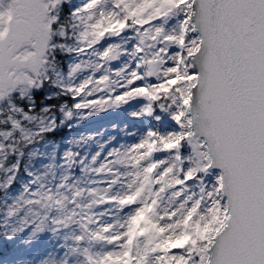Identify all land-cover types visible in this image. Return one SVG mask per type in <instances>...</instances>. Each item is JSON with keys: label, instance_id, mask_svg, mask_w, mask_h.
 I'll return each instance as SVG.
<instances>
[{"label": "snow or ice", "instance_id": "1", "mask_svg": "<svg viewBox=\"0 0 264 264\" xmlns=\"http://www.w3.org/2000/svg\"><path fill=\"white\" fill-rule=\"evenodd\" d=\"M0 264H264V0H0Z\"/></svg>", "mask_w": 264, "mask_h": 264}, {"label": "rangeland", "instance_id": "2", "mask_svg": "<svg viewBox=\"0 0 264 264\" xmlns=\"http://www.w3.org/2000/svg\"><path fill=\"white\" fill-rule=\"evenodd\" d=\"M75 2L81 3L82 0H75ZM131 110L132 108L125 106L121 109L109 110L108 112L99 113L85 121L77 122L75 120L74 125L71 127L70 133L68 134L67 138L63 140V143L59 147L50 144L43 145L39 151V155L36 157V164L29 166L26 170H31L34 168L36 171H43L44 169L41 168L42 165H49L50 163L59 165L61 163V156L66 150H69L70 148L72 150H77L75 146V140L81 136L92 135L95 137V139L89 141L87 145L80 147L90 159L91 155L98 151V145L103 143L109 137L123 136V133L120 132V129L124 128V126H128L132 129L141 128V124L128 115ZM113 125L118 126L115 131L113 129ZM53 157H55V159H53ZM87 163L88 161L85 160V164ZM56 171L58 174H64L68 170L57 168ZM72 171L74 173V179L84 178L81 176V173H79L80 166L75 167Z\"/></svg>", "mask_w": 264, "mask_h": 264}, {"label": "trees", "instance_id": "3", "mask_svg": "<svg viewBox=\"0 0 264 264\" xmlns=\"http://www.w3.org/2000/svg\"><path fill=\"white\" fill-rule=\"evenodd\" d=\"M51 91H55L54 89ZM45 93L40 92L36 94V107H37V111L40 110V108L44 105V104H50V105H58L60 103L59 100L56 99H49V100H45L44 99ZM57 119H61L62 115L61 113L57 112L56 113ZM69 125H71V121L68 120L66 121V123L64 124L63 127L58 128V130L55 133H51L49 134L44 141H42L39 145H37V147L40 149L41 146L44 143H52V144H59L63 138L68 134V128ZM33 160L32 158L25 156L23 158V160L20 161L21 164V170L22 173L23 171H25V169L27 168V166L29 165V163H31Z\"/></svg>", "mask_w": 264, "mask_h": 264}]
</instances>
